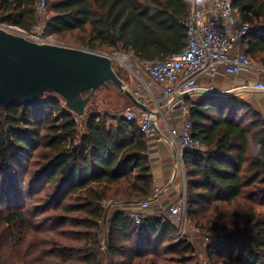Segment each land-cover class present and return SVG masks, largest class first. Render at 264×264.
Returning <instances> with one entry per match:
<instances>
[{
	"label": "trees",
	"instance_id": "1",
	"mask_svg": "<svg viewBox=\"0 0 264 264\" xmlns=\"http://www.w3.org/2000/svg\"><path fill=\"white\" fill-rule=\"evenodd\" d=\"M46 1L47 32L57 40L71 34L83 48L110 47L144 60L167 58L187 46L183 20L191 0ZM37 3L0 0V22L31 30ZM232 4L251 24L241 41L245 53L264 65V0ZM188 101L194 137L207 147L184 154L189 221L210 237L212 264H264V160L250 147V141L264 145V117L233 96ZM153 189L148 140L137 124L102 115L93 102L79 135L74 114L54 92L38 104L0 106V201L9 207L0 212V221L19 239L25 223L32 222L23 208L25 196L35 197L36 214L51 211V229H70L51 250L59 264H199L192 243L174 239L176 228L166 215H143L136 223L117 211L110 220L108 251H102L104 203H137ZM32 225L30 231H37ZM222 234L228 237L217 244Z\"/></svg>",
	"mask_w": 264,
	"mask_h": 264
},
{
	"label": "built area",
	"instance_id": "2",
	"mask_svg": "<svg viewBox=\"0 0 264 264\" xmlns=\"http://www.w3.org/2000/svg\"><path fill=\"white\" fill-rule=\"evenodd\" d=\"M36 12V23L31 30L1 22L0 26L35 42L63 44L47 32L51 14L46 0H38ZM183 24L187 29V46L182 52L167 58L144 60L124 50L101 53L111 58L117 73L128 77L127 83L136 98L152 110L147 112L133 104L121 111L112 112L111 116L122 117L128 123L137 124L148 143L154 141L157 145H164L182 166L183 184L179 199L171 203L165 213L176 228L177 240H197L203 250L201 263L212 264L207 255L212 242L210 237L200 229L192 228L188 221V176L184 154L187 151H207L205 144L194 137L188 100H195L200 95L197 93L199 89L208 88L202 85L201 78L205 75L217 77L221 67L232 76L233 84L230 90L223 91L264 93V80L260 78L264 74V65L244 51L241 41L250 31L251 24L241 18L232 0H191L190 14L183 20ZM244 72L256 73V80L251 86L235 85L237 76ZM84 116L89 115L74 114L78 125L79 118ZM171 188L172 184L154 187L149 198L137 202L141 209L129 213L135 222L140 223L143 209L168 195Z\"/></svg>",
	"mask_w": 264,
	"mask_h": 264
},
{
	"label": "water",
	"instance_id": "3",
	"mask_svg": "<svg viewBox=\"0 0 264 264\" xmlns=\"http://www.w3.org/2000/svg\"><path fill=\"white\" fill-rule=\"evenodd\" d=\"M105 84L124 93L137 107L152 112L133 94L114 69L109 56L67 44L35 42L0 26V106L38 104L47 93H58L71 113L89 115L93 97ZM203 96L234 93L201 88ZM228 236L217 235V244Z\"/></svg>",
	"mask_w": 264,
	"mask_h": 264
},
{
	"label": "rangeland",
	"instance_id": "4",
	"mask_svg": "<svg viewBox=\"0 0 264 264\" xmlns=\"http://www.w3.org/2000/svg\"><path fill=\"white\" fill-rule=\"evenodd\" d=\"M75 37V36H74ZM74 37L71 34H67L63 38H59L57 41L67 44V45H72V46H79L77 41L74 39ZM76 41V42H75ZM100 52L104 53H112V48L106 47L100 50ZM123 74V73H122ZM125 79L128 82V77L124 74ZM203 95H197L195 100L201 98ZM95 100L94 106L96 109L102 114L106 115L108 113L112 112H117L121 111L124 108H126L129 104H131V100L125 96L122 92H119L116 90L113 86L109 84H105L102 88H100L97 93L95 94ZM92 102V103H93ZM89 116H84L79 118V135L85 132V123L88 120ZM110 121V120H109ZM46 151V150H45ZM182 169V166H180ZM183 184V183H182ZM182 184H181V189H182ZM188 187V183H187ZM188 192V188H187ZM26 195V193H25ZM1 196V195H0ZM1 200V199H0ZM36 198H28L25 196V205L23 208H28L27 211V222L32 221L31 223H25V231L24 233H19L21 234V237L19 239H13L11 237L9 227L8 225H4L0 221V264H59V258L56 257L53 253H51L53 250L52 247H57L56 245V239H64L65 236H69L70 232L68 230V227H58L57 229H51L52 227V222L50 221L52 218H49L47 215V212L43 215V213L36 214V207L38 204L36 203ZM117 203H124L121 202L120 200H107L104 203V207L106 210V214L103 220V246H102V251L107 252L108 251V229L110 225V220L115 214L113 212V208ZM4 201H0V212H6V210L9 209L8 205H4ZM114 204V205H113ZM51 214V213H50ZM166 215V213H165ZM167 216V215H166ZM189 221V218H188ZM190 226L193 228L195 227V223L189 221ZM32 224H35V226H38L37 231H30L31 228L33 227ZM22 227L20 226V229ZM65 228V229H64ZM198 229V228H196ZM53 230V231H49ZM60 234H65L59 235ZM174 239L176 241V235L174 236ZM193 240V239H192ZM190 242V241H189ZM190 243L195 248V259L199 264L201 263V258H202V253L203 250L199 247L198 241L193 240ZM38 245L41 246L40 249V255H37V248L35 249V246ZM72 245V244H70ZM69 245V246H70ZM50 250V251H49ZM45 255V256H44ZM37 256V258H36ZM105 258V256H104ZM36 261H40L39 263ZM62 264H66L63 262ZM107 264V263H106Z\"/></svg>",
	"mask_w": 264,
	"mask_h": 264
},
{
	"label": "crops",
	"instance_id": "5",
	"mask_svg": "<svg viewBox=\"0 0 264 264\" xmlns=\"http://www.w3.org/2000/svg\"><path fill=\"white\" fill-rule=\"evenodd\" d=\"M231 75L227 74L223 67L220 68L219 75L215 78H210L205 75L201 78L203 86L212 87L217 90H230L233 87ZM256 73H241L236 78L235 85L251 86L253 81L256 80ZM264 80V74L260 76ZM233 97L238 100L246 101L258 113L264 117V93L252 92L244 90H235ZM149 158L153 171L154 187H165L172 184L168 195L160 197L155 202L149 204L143 209L144 215L159 217L165 215L167 207L174 201L179 199L181 193L182 175L181 168L177 160L168 152L164 145H157L154 141L148 143ZM114 205V204H113ZM141 206L139 203H117L113 208V212L124 211L130 213L139 211Z\"/></svg>",
	"mask_w": 264,
	"mask_h": 264
},
{
	"label": "clouds",
	"instance_id": "6",
	"mask_svg": "<svg viewBox=\"0 0 264 264\" xmlns=\"http://www.w3.org/2000/svg\"><path fill=\"white\" fill-rule=\"evenodd\" d=\"M251 153L254 157L264 160V145L250 141Z\"/></svg>",
	"mask_w": 264,
	"mask_h": 264
}]
</instances>
